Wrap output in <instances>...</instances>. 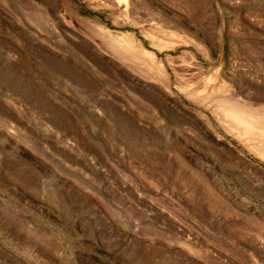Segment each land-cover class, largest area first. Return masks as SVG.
Instances as JSON below:
<instances>
[{
	"label": "rangeland",
	"instance_id": "obj_1",
	"mask_svg": "<svg viewBox=\"0 0 264 264\" xmlns=\"http://www.w3.org/2000/svg\"><path fill=\"white\" fill-rule=\"evenodd\" d=\"M234 97L264 114V0H0V264H264Z\"/></svg>",
	"mask_w": 264,
	"mask_h": 264
},
{
	"label": "bare ground",
	"instance_id": "obj_2",
	"mask_svg": "<svg viewBox=\"0 0 264 264\" xmlns=\"http://www.w3.org/2000/svg\"><path fill=\"white\" fill-rule=\"evenodd\" d=\"M182 39L179 41H183ZM184 41H186L185 38ZM222 90H224V88ZM219 102L220 105L218 106V109L221 113V120L225 121L228 124H226L227 126H230L233 130H236L238 133H240L242 137H245V141L251 143L255 152L264 157V114L253 110L254 108L251 109L252 107L250 108L241 104L239 99L235 97L226 101L221 99Z\"/></svg>",
	"mask_w": 264,
	"mask_h": 264
}]
</instances>
